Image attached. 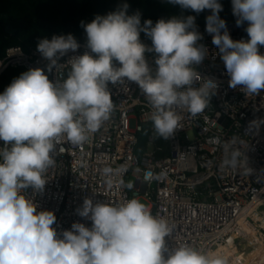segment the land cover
<instances>
[{"label":"clouds","instance_id":"obj_1","mask_svg":"<svg viewBox=\"0 0 264 264\" xmlns=\"http://www.w3.org/2000/svg\"><path fill=\"white\" fill-rule=\"evenodd\" d=\"M182 9L200 13L211 10L206 31L219 52L229 87H240L247 95L264 91V0H232L237 26L248 22L247 41H234L218 0H167ZM128 5L83 24L86 51L68 60L70 71L56 82L42 68L21 73L0 94V264H228L227 260L190 245L169 249L165 238L172 227L153 215L139 199L123 203H93L85 198L79 216L90 219L91 228L73 223L57 237L52 211H37L23 191L42 192L47 170L55 163L57 148L65 142L80 145L98 131L114 111L109 85L135 83L152 113L156 137L168 140L181 127L177 109L195 117L209 106L218 85L202 78L194 65L203 62L206 49L195 27V17L151 20L141 25L139 12L128 15ZM144 32L151 47L140 40ZM80 45L73 35L42 38L37 51L48 61L47 70L59 72V59ZM146 53H152L155 69ZM199 83V86L197 84ZM264 117L250 122L259 131ZM59 146V147H58ZM225 151H228L225 145ZM247 162L245 158L244 163ZM233 168L241 164V153L233 150L224 160ZM251 171V169H248ZM105 174L112 169L105 168ZM153 174H145L151 180ZM131 189L132 184L127 185Z\"/></svg>","mask_w":264,"mask_h":264},{"label":"built area","instance_id":"obj_2","mask_svg":"<svg viewBox=\"0 0 264 264\" xmlns=\"http://www.w3.org/2000/svg\"><path fill=\"white\" fill-rule=\"evenodd\" d=\"M225 24L221 34L227 31L234 41L249 39L247 21L239 26L236 21ZM195 27L202 36L197 45L206 49V55L194 68L202 78L213 79L218 85L203 113L193 117L178 108L181 127L163 145L154 133V110L138 86L127 81L110 84L115 105L111 117L86 142H65L62 153L57 148L42 192L31 187L22 190L37 205V211L55 214L53 227L58 238L62 239L73 223L91 228V220L77 213L85 198L95 204L144 197L150 203L148 210L166 219L173 229L165 238L169 249L186 244L213 256H228L224 258L228 264L236 260V264H264V125L258 132L249 127L251 121L264 117V91L247 95L240 87L230 88V77L212 36L196 21ZM140 40L151 47L147 36ZM77 42L80 47L76 52L69 51L59 59V72H48V61L37 46L28 50L20 45L7 47L0 55V94L13 81H2L9 68H42L53 82L59 76L66 78L68 60L90 52L87 41ZM259 51L264 54V46ZM145 55L155 69L153 54ZM144 131L146 146L139 154L136 149ZM233 150L241 153V164L235 168L224 163ZM105 168L112 172L105 174ZM130 172L136 176L132 190L127 187ZM148 172L153 174L151 180L144 178Z\"/></svg>","mask_w":264,"mask_h":264},{"label":"trees","instance_id":"obj_3","mask_svg":"<svg viewBox=\"0 0 264 264\" xmlns=\"http://www.w3.org/2000/svg\"><path fill=\"white\" fill-rule=\"evenodd\" d=\"M218 3L223 8L219 16L225 23L237 20L233 15L232 0H218ZM124 4L129 6L128 15L139 12L141 25L145 20H151L154 26L160 19L186 15L194 16L195 21L206 28V18L211 15L209 9L196 13L167 3V0H0V55L9 46L20 45L28 50L37 46L40 39H51L53 35L71 34L77 41H87L82 22L90 23L96 16L117 11ZM145 36L144 32L140 33V38ZM25 71L9 68L2 76L3 84ZM145 132L141 134L142 148L146 146ZM158 142L166 144L164 139L159 138Z\"/></svg>","mask_w":264,"mask_h":264},{"label":"rangeland","instance_id":"obj_4","mask_svg":"<svg viewBox=\"0 0 264 264\" xmlns=\"http://www.w3.org/2000/svg\"><path fill=\"white\" fill-rule=\"evenodd\" d=\"M132 125H133V126L135 125L134 122L132 123ZM140 137H141V140H142V135H140ZM142 150H143V148H142V141H141V142L139 143V145L137 146L136 151H137L139 154H141V153H142ZM135 181H136V176H134V174H133L132 172H130L129 175H128V177H127V185H128L129 183L132 184V187H131L130 190H132V189L134 188ZM138 199H139L141 202H143V203L146 205V207L150 204L149 201L146 200L144 197H139Z\"/></svg>","mask_w":264,"mask_h":264},{"label":"bare ground","instance_id":"obj_5","mask_svg":"<svg viewBox=\"0 0 264 264\" xmlns=\"http://www.w3.org/2000/svg\"><path fill=\"white\" fill-rule=\"evenodd\" d=\"M226 249H228L227 247H225ZM222 249H224V247H221V250ZM219 251V250H218ZM238 252H239V250H238ZM224 254V253H223ZM239 254H237V256H238ZM224 258H229L228 256H225ZM229 260V259H228ZM236 263H237V260H236ZM236 263H234V264H236Z\"/></svg>","mask_w":264,"mask_h":264}]
</instances>
